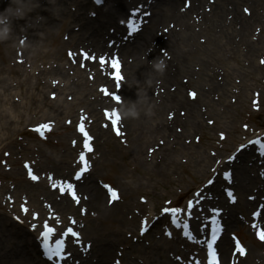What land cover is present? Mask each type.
I'll return each mask as SVG.
<instances>
[{"label": "bare ground", "instance_id": "1", "mask_svg": "<svg viewBox=\"0 0 264 264\" xmlns=\"http://www.w3.org/2000/svg\"><path fill=\"white\" fill-rule=\"evenodd\" d=\"M67 1L68 0H38V2H40V5L35 7L33 10H29L31 8V4L36 3V0H24L25 4L23 5L25 7V14L27 13L28 16L32 17V19L35 18L38 13L44 15V18H42L41 26L36 25V23L31 20L32 24L27 26L26 28L28 34L25 35L24 38L27 39L26 54L38 53L39 55L41 52H38V50L39 48L42 49L41 44H44L48 40H56V33L59 30V25L62 24L64 21H68L71 19L84 22L83 26L81 27L84 28V31L82 30L80 32V38L87 36V38L91 39L94 42H97L99 36H102L101 30L104 28V23L106 22V20L108 21V23H113L114 14L118 11H124L127 6L126 0H114L116 2V5L110 6V9L106 11V13H95V16H99L96 19L103 18L101 22H98L94 18L87 19L81 17V15H78L68 10L66 6ZM73 1H75L79 9L83 8V1H87L89 3L88 0ZM178 1L179 0H158L157 3L154 5V14L152 22L145 28L143 32L138 34L132 41L133 44L137 41L138 42L134 46L125 49L126 55H132L135 57V61L133 63H129L126 68L128 76L130 77L131 86L129 89L130 98L128 99H132L130 108L135 111L136 114L124 116V122L127 125V129L132 132V143H146L147 145H149L157 141L159 138L164 139V137H167L169 135H174L177 142L181 143L178 149H165V155L168 157L167 163L158 164L144 161L142 162V164L147 168L146 170L154 175H158L160 170L165 169L167 165L172 164L173 159V163H177L175 155L179 152V150L185 151L186 145L185 143H182L183 135L180 133H176L174 130V125L172 123L175 122V118L169 122L166 121L167 118L165 119L164 115L163 118L159 117L158 119L160 120L156 121L151 114L152 111L155 109L163 110L164 108H167V105H171V110H180L185 107L189 113L187 120L184 122L185 130L189 131L190 129L198 127V125L194 123L197 117L203 115L197 108V106L200 105V99L207 98L208 104L212 106L216 104V101H214L212 98H209V94L204 90L201 91L200 98L196 97L190 99L189 95L186 96V89L185 91H183L185 87L182 85L183 82L178 81L179 75L181 72H184L188 73L189 76H192L193 68H191L186 63L191 61H200V64L203 66L202 72L199 75V79L192 80L195 82V85L197 87H200L206 82H216L214 77L208 75L209 62L213 60H220L222 63L225 62L222 52L224 48H222L220 45V39L224 38V36L220 38L215 36V26H208L204 21L203 23L191 22V24H189L187 20V15L179 13L176 10ZM232 1L235 2V5H238L237 1L239 0ZM261 1L262 3H264V0ZM253 9L254 10L250 17L256 19L258 15V10L256 8ZM193 10L198 12L196 8ZM227 12V1L217 0L213 15V21L216 23L217 19L223 21ZM232 12H235V9ZM87 17L89 18L88 15ZM258 17H261L260 13ZM244 18H246V16ZM168 19H176L177 21L185 23L187 25V29L183 33H178L176 31L172 32L174 40L179 39L180 44L174 47L171 46L173 60H166V62L167 64H172L174 62V64L177 65V70L175 73L170 72V67L169 69H166L165 72L157 70L155 67H152L149 64L148 60H142L140 57L141 52L144 50L146 51V46H152L154 42H156L157 45L159 44V42H162L161 38H164V36L166 35L165 32H163V34L159 36L158 33H156L155 30L152 29H154L155 26L162 20L167 21ZM200 24H204V27L201 32L194 31V27ZM232 25H235L234 19ZM157 28H159V26ZM234 30L235 29L232 28L230 32H225V35L234 33ZM247 31V28H245V36L243 37L242 43L248 44L249 37L247 35ZM202 34L208 37V45H202L198 42V39ZM231 41L232 40L229 41V44H231ZM13 42H15V39L13 40ZM242 43L237 46V48L235 49L236 52L243 55V57H247L246 55H254L255 50L254 52L250 53L249 49L248 54L241 51L240 46ZM58 51H60V49L59 46L56 44L55 52ZM154 53L155 51L148 52L146 57L148 55L152 57ZM57 70L58 69H55L53 73H56ZM22 72L24 73L25 69H23ZM77 73L82 74V72L79 71V68L77 69ZM65 78L68 79L69 76H66ZM157 78L162 79V84L158 89H160L161 87L168 86V83L177 84V95H173L172 91H168L165 93V96L163 98H161L160 96L161 101L158 104L155 103L154 105H150V101L154 98V96H151V92L153 89H157V86H155V79ZM84 83L87 84L86 92L89 94L92 93L93 88H89V81L87 79H84L82 75H80V80L77 84L81 86ZM227 90H229V81L228 83H225V86L222 85L220 88V91L224 93ZM8 120L9 119H6L5 122ZM3 129V120L0 116V132H3ZM159 135L161 136L158 138ZM198 153L202 161L207 163L208 157L204 155L201 151H198ZM137 157L138 155L136 156V160ZM194 162H197V160L195 159ZM243 173H245L244 168L239 167L237 174L242 175ZM87 180L88 179H86L83 183L79 184L80 188L82 187L83 190L90 191V195L92 196L91 204L99 209L100 216L103 214L104 219L115 217V220L119 221L120 218L118 217L116 210H111L110 208L103 206V202L99 198L101 188L92 185V183ZM5 224L7 230L2 229V235L0 233L1 264H49L48 262L42 260L37 254L38 247L36 248V241L34 240V238L31 239L32 235L28 230H18V232L14 231L12 228H16L17 224L9 218L6 219ZM124 224L125 222L122 225ZM9 226H11L12 228H9ZM119 227L115 231H117ZM86 231L97 234V240L100 242V251L103 253V255L109 254L111 248L109 237L110 233L105 234L102 230L90 226H88V229ZM228 244L229 240L227 238H222L219 243V247L220 250L222 249L223 255L225 254V247ZM136 248L146 254L148 261H150L151 258L155 256L154 251H148L142 245H137ZM167 263V261H163V264ZM96 264L105 263L102 260Z\"/></svg>", "mask_w": 264, "mask_h": 264}, {"label": "snow or ice", "instance_id": "2", "mask_svg": "<svg viewBox=\"0 0 264 264\" xmlns=\"http://www.w3.org/2000/svg\"><path fill=\"white\" fill-rule=\"evenodd\" d=\"M99 2V0H98ZM247 11V10H245ZM129 23L131 24V21H129ZM69 55H72L71 52H69ZM81 55H83L86 59H93V60H97L99 61L101 67H103L106 63H108L107 58L105 56H100V57H95L93 55H90L87 52H84L83 50H81ZM112 67L113 68H117L119 67L118 61L116 58H113L111 61ZM115 79L117 81L116 86L119 87L120 86V80L122 79L120 73H115ZM102 87V91H104L106 94L110 95L112 98H114L115 100L119 101L121 99V97L116 94L114 91L109 92V90L105 87V86H101ZM193 96H195V93H192ZM105 114L109 117V119L112 122V125L115 127L118 125V122L120 120V114L116 109H111L109 110H105ZM117 130V134H119V128H116ZM80 131L83 133L85 140H84V147L88 148L90 150V145L88 143V141L91 139V137L88 136V133L85 131L83 125L81 124L80 126ZM221 135H223V133H221ZM249 143H254L255 145H258L259 148L258 150L260 151V153L262 155H264V141H262L259 137H257L255 139V141H249ZM245 147V145L241 144L239 146V149H243ZM238 149V151H239ZM229 159H233V157H229ZM80 160L82 161L83 164L87 165V160L85 159L84 153L80 154ZM83 171H85L84 167L80 168V171L76 173L77 177L80 175V173H82ZM29 175H32L31 169L29 170ZM226 176L230 175L229 173H225ZM33 179H36V177L34 175H32ZM213 181L209 180L208 183L211 184ZM105 187H107L109 189V191L113 194V196H116V190L111 188L108 185H105ZM73 189V185L69 182L68 183V190L71 191V195L75 198V192L72 191ZM61 191H64V188H60ZM228 196L234 201L236 198L235 196L232 195L231 190L228 191ZM143 199V198H142ZM195 207H198V203L194 202L193 200H189L187 202V208L186 209H181L179 207H171V208H165L164 212L166 213H171V214H175V213H181V212H186V214L188 216H191L193 214V210ZM23 210L25 212H27V208L22 206ZM220 209L217 208H213L212 209V213H218L220 212ZM36 215V214H33ZM253 215H256V213H253ZM210 218L213 221L212 226H211V233L209 238L206 241V246H207V264H219V260H218V256H217V252H216V247H215V241L217 239V235L218 232L221 231V226H218L216 223L217 217L215 215H211L210 214ZM16 220L19 221V217H15ZM176 217L175 215H173V220L175 221ZM59 222V221H58ZM32 228H36V224H32L31 225ZM145 231V228L142 226L141 227V232ZM55 232V228L50 226L49 223L47 221L44 222L43 224V231L40 232V236L44 238L43 241V246L45 247L46 251V255L49 257V259H52L53 257H58V258H63L65 255H67V253L64 252V237H68L69 234L72 237H76L77 238V243H80V240L78 239L79 237V233L76 232L72 227H67L63 233L61 234V238L57 239L55 242V248H52L49 245V237L52 233ZM170 234V233H169ZM187 235V234H186ZM259 238L261 240H264V230H262L261 232L258 233ZM195 238V237H193ZM234 247L237 250L238 254H243L245 249L243 248L240 240L236 239L235 243H234ZM57 264H60L59 259L57 260ZM118 264V262H117Z\"/></svg>", "mask_w": 264, "mask_h": 264}, {"label": "rangeland", "instance_id": "3", "mask_svg": "<svg viewBox=\"0 0 264 264\" xmlns=\"http://www.w3.org/2000/svg\"><path fill=\"white\" fill-rule=\"evenodd\" d=\"M62 27H63V23L62 24H60L59 25V29L61 28L62 29ZM59 32V30L57 31V33ZM61 32V31H60ZM51 41L52 40H49V46H50V44H51ZM3 54H5V52H3ZM55 56H57V55H55ZM17 89V88H16ZM2 91H3V89H2ZM4 93V92H3ZM230 110V109H229ZM232 111V110H231ZM264 112V111H263ZM58 115V114H57ZM62 117V116H61ZM59 119H60V122L61 123H63V118H60L59 117ZM6 124V123H5ZM20 130H23V126L21 127V128H19ZM18 129V130H19ZM64 135H68V134H70V132H67V133H63ZM56 135V134H55ZM2 135H0V137H1ZM110 141H111V143L110 144H107V145H102L101 146V150H104L105 148H107V147H109V148H111V149H113V147H115L116 148V150H117V152H115V151H112L111 150V155H113V156H119V158H120V161L122 162V158H125L124 159V162L126 161V159H127V157L125 156L126 155V153H123V151L121 150V151H118V148H120L121 146L120 145H117L115 142H114V140L113 139H110ZM119 146V147H118ZM71 147V146H70ZM44 149H47V146L46 145H44ZM72 149V148H71ZM58 151H61V152H64L65 151V148L63 147V146H60V147H58ZM52 152V150H50V153ZM124 164V163H123ZM117 171L118 170H114L111 166H107L106 168H104V169H101V172H99L100 173V175H105V174H108V175H110V176H108L109 178H111L112 180H114L115 182H117V183H127V182H131L132 180V178H124V177H122V176H117ZM138 173V172H137ZM137 173H135V175L134 174H131L133 177H138L139 175L137 174ZM144 184V186H145V188H139V184H133V188H131V189H129V184L128 185H126V189H125V191L128 193V197H131V198H134V199H136L137 198V196L141 193V192H143V190H145V191H147V192H149V194L152 196V198L157 202V201H161V199L163 198V197H165L166 195H167V192L169 191V190H164V186H168V181L165 179V177H163V182H162V184H160V185H158V186H156L155 188H157V189H152V187L151 186H148L146 183H143ZM174 188H175V186H174ZM122 189H123V187H122ZM169 189V188H168ZM123 191H124V189H123ZM117 205V204H116ZM1 264V263H0Z\"/></svg>", "mask_w": 264, "mask_h": 264}, {"label": "clouds", "instance_id": "4", "mask_svg": "<svg viewBox=\"0 0 264 264\" xmlns=\"http://www.w3.org/2000/svg\"><path fill=\"white\" fill-rule=\"evenodd\" d=\"M16 3V0H11L10 4L2 11H0V39H4L8 36L11 31V24L4 23L5 21H10L12 17L22 18L25 14L21 8L13 7V4ZM126 115H135V111L131 108L125 112Z\"/></svg>", "mask_w": 264, "mask_h": 264}]
</instances>
